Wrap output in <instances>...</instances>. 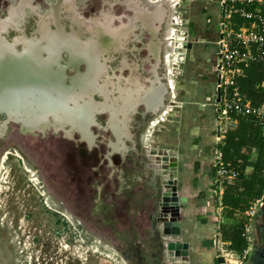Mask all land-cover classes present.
Masks as SVG:
<instances>
[{"label":"rangeland","instance_id":"obj_1","mask_svg":"<svg viewBox=\"0 0 264 264\" xmlns=\"http://www.w3.org/2000/svg\"><path fill=\"white\" fill-rule=\"evenodd\" d=\"M23 1L37 5L44 17L46 10L55 14L51 7L58 3L57 14L62 21L71 13L89 18L105 12L119 19L131 30L127 31L124 52L127 58H131L134 41L152 36L132 18L135 14L130 6L121 4L127 2L151 14L165 8L164 4L155 5V0H0V18H5L7 7ZM178 1L167 24L164 19L160 21V12L156 18L152 14V24L157 28L152 38L161 58L153 56L151 61L161 85L158 83V87L154 80L151 92L163 97L164 107L170 101V89L166 92L165 86L169 70L174 81L171 95L176 94V102L181 100L179 95H192L198 87L207 96L214 97L215 93L213 85L209 91L204 86L214 74L208 59L218 22L214 9L218 11L219 7L212 2L207 5L206 0ZM111 2L120 4L111 6ZM66 3L72 6L71 11ZM205 4L207 8L202 7ZM189 5L196 17L192 25L186 17ZM114 20V24L118 22ZM184 41L193 42L192 48L184 47L179 52L165 48L167 44L182 47ZM217 49L214 46L215 56ZM61 71L64 78L72 74L70 70ZM113 75L125 74L115 70ZM95 93L91 94V103L99 101L100 107L97 104L90 110L84 128L87 138L75 137L72 146L60 132L40 138L32 132L27 134L12 119L0 125V264H136L122 240L136 231L134 213L144 210L154 214V221L149 220L146 228L157 230L148 155L165 148L166 129L178 124L180 111L174 107L166 119L160 120L161 111L146 110L145 119L144 107L130 103L125 95L121 96L124 101L108 104ZM42 130L43 136L51 129Z\"/></svg>","mask_w":264,"mask_h":264},{"label":"flooded vegetation","instance_id":"obj_2","mask_svg":"<svg viewBox=\"0 0 264 264\" xmlns=\"http://www.w3.org/2000/svg\"><path fill=\"white\" fill-rule=\"evenodd\" d=\"M102 3L106 4V2ZM55 4L51 7L55 14L46 10L44 17L37 5L30 1H23L18 6L7 7L3 16L5 18H0V49L4 55V59L1 57L2 66H0V118L3 120L0 125L12 119L18 126L22 125L27 134L32 132L34 137L40 138H49L51 134L60 132V137L65 138L66 144L71 145L75 137L87 138L84 128L89 122L90 110L99 103V101L97 104L91 103V94L95 92L101 101L108 104L119 103L123 99L121 96L125 95L130 103L144 107L142 116L145 115L146 119L147 111H151L153 106L154 98H152L151 89L154 86V80L156 81L151 60L153 56L161 58L154 43L156 39L152 38L157 28L152 24L151 11L148 9L139 11L127 2L121 4L130 6L129 9L135 14L132 18L137 19L140 26L152 36L151 39L143 36L134 41L132 44L135 48L129 51L131 58H127L124 54L127 51V31L131 30L120 24L119 19L105 12L89 18L76 17L71 13L62 21L57 14L56 6L59 4ZM66 4L71 11L70 3ZM119 4L111 2V6ZM191 15V18L190 15H186L190 25L196 19L192 11ZM132 18V22H137ZM113 19L118 22L114 24ZM221 22L220 8L217 29L214 31L215 37L211 41L212 56L210 55L208 59L211 70H214L216 59L214 46L216 48L215 40L220 33ZM6 64L12 66L11 70L8 68L3 70ZM63 69L70 70L72 74L64 78L61 71ZM89 70H95V72L91 74ZM115 70L124 72L125 75L114 76ZM42 73L51 74L56 80L48 84L47 81L42 80ZM65 80H67L66 83ZM156 83L161 85L160 82L156 81ZM57 84L63 89L62 95L59 93ZM159 84L158 87H160ZM45 95L50 98V101L46 100ZM58 104H63L62 107H66L67 113L71 112L73 116L71 114L69 116L72 117L67 120L56 121L57 116H60ZM98 106L100 107L99 104ZM104 109L102 105V110ZM25 119L27 123L24 122ZM67 127H69L68 130ZM42 129L51 130L42 136ZM89 142L90 140L87 141ZM70 155L71 153L68 154L69 161H71ZM131 193L130 190L129 194ZM153 216L146 214L144 210L136 211L133 228L136 229L135 226L140 229L149 227L147 222H150L149 220L153 222ZM147 231L149 228L143 232ZM127 251L128 255L135 258L136 264H152L148 259L151 258V253L146 256L145 252L139 253L133 248ZM263 254L262 248H255L254 257L257 264H261L259 259Z\"/></svg>","mask_w":264,"mask_h":264},{"label":"crops","instance_id":"obj_3","mask_svg":"<svg viewBox=\"0 0 264 264\" xmlns=\"http://www.w3.org/2000/svg\"><path fill=\"white\" fill-rule=\"evenodd\" d=\"M190 1L192 2V0ZM206 2L207 5L210 4L208 2H212L217 5L215 7H219L218 11L214 9L215 15L219 16L220 1L206 0ZM206 4L202 7L207 8ZM189 10L192 11L191 8ZM190 11L186 15L191 14ZM207 83L204 87L209 91L212 85L214 87L215 74H213L212 80L209 79ZM189 91L191 92V89ZM202 92L203 89L198 87L192 95L187 94L183 98L179 95V99H181L179 104L181 105L177 106V110L180 111V120L178 124H172L166 129L169 133L166 134L164 143L165 148L177 152L178 165L173 177L180 212L178 239L187 243V263L220 264L216 260V245L227 242L222 240L219 227L221 224H237L239 218L238 215L225 216L223 206L219 205L217 198L211 192L214 150L218 147L215 131L217 110L213 96H207ZM173 100L177 101L176 94H173ZM161 116V120H164L165 114ZM156 182L157 180H154L153 183L157 188L159 182ZM151 189L154 196L157 191L154 190L155 188ZM138 222H141L139 218ZM120 226L124 227L122 224ZM135 228L136 231L130 232L128 239H122L126 245L124 249L133 248L139 253L145 252L146 256L151 253L149 261L152 264H160L164 257H161L163 255L158 245L160 238L155 232L156 230H149L147 233L143 232L147 228L140 229L136 226ZM260 248L264 250L262 246ZM259 261L264 264V254Z\"/></svg>","mask_w":264,"mask_h":264},{"label":"built area","instance_id":"obj_4","mask_svg":"<svg viewBox=\"0 0 264 264\" xmlns=\"http://www.w3.org/2000/svg\"><path fill=\"white\" fill-rule=\"evenodd\" d=\"M219 1L221 8L224 9V16L220 33L215 40L218 49L213 67L215 74L213 102L217 110L215 131L218 144L222 142L227 130L235 126L236 117L239 115L253 116L264 131V103L260 106L253 105L250 98L241 92L237 83V79L244 74V69L249 63H264V15L261 10L264 0ZM213 167L215 170L211 192L217 198L219 205L223 206L224 186L233 182L237 172L223 163L219 147L214 150ZM258 201L253 202L243 213L245 217L243 236L247 241L246 248L237 253L225 244L217 245L224 260L220 264H244L250 255L252 246L248 241L249 231Z\"/></svg>","mask_w":264,"mask_h":264},{"label":"trees","instance_id":"obj_5","mask_svg":"<svg viewBox=\"0 0 264 264\" xmlns=\"http://www.w3.org/2000/svg\"><path fill=\"white\" fill-rule=\"evenodd\" d=\"M261 10L264 15V2ZM262 82H264L262 62L249 63L244 69V74L237 79L241 92L250 98L255 106L264 103ZM218 147L223 163L237 172L233 182L224 186L222 193L224 213L227 217L238 215L239 218L237 224H221L219 231L222 240L227 242L225 245L240 253L247 246L243 236L245 221L243 213L264 193L263 127L253 116L239 115L236 117L235 126L227 130ZM214 170L213 167V174Z\"/></svg>","mask_w":264,"mask_h":264},{"label":"water","instance_id":"obj_6","mask_svg":"<svg viewBox=\"0 0 264 264\" xmlns=\"http://www.w3.org/2000/svg\"><path fill=\"white\" fill-rule=\"evenodd\" d=\"M178 3V0H155V5L160 7V5L164 4L165 8H162L161 10L159 9L156 14H152L156 18V16L159 17L158 14L160 12V17L162 19L161 20L159 18L160 21H163L164 19L165 24H167V21L171 17V9H173V6L178 5ZM157 6L156 8H158ZM221 16H224L223 8H221ZM192 45L193 42L184 41L182 42V47H174L168 44L165 48L168 52H179L184 47L187 49H191ZM165 86L166 92H168L170 89V101L167 105L172 104L170 110V112H172L173 108L177 107L179 103L173 100V96L171 95L173 89L169 88L167 82H165ZM152 97L154 98V101H152L153 106H151L152 113H157L158 111L163 112L162 110L167 106L165 103L164 107L163 97L161 98L156 95H152ZM216 101H219L218 90L216 94ZM148 159L152 162V164L148 166L152 170L151 177L149 178V185L151 188H155L154 190L157 191L154 194L158 211L156 214L157 230L155 232L158 233L160 238L158 245L163 255L161 257H164L162 258L160 264H188L187 243L182 242L178 239V236L180 235V225L178 221L180 212L179 201L176 195V185L174 183L173 177L176 173L178 165L177 152L170 148H158V150H156V153H151L148 155ZM154 180H157L156 183L159 182V187L157 185L156 188L153 183ZM248 241L252 246L251 253L244 261V264H257L256 260L254 259L255 248H260L261 246L264 248V194L259 199L256 212L252 218ZM215 252L217 255V262L223 263L224 260L220 255V251L218 250L217 245Z\"/></svg>","mask_w":264,"mask_h":264},{"label":"bare ground","instance_id":"obj_7","mask_svg":"<svg viewBox=\"0 0 264 264\" xmlns=\"http://www.w3.org/2000/svg\"><path fill=\"white\" fill-rule=\"evenodd\" d=\"M175 6H173V7H175ZM1 57L4 59V55H3L2 51L0 50V66H2ZM11 67L12 66L10 64L9 65L6 64L4 66V68H3V70H6V68H8L9 70H11ZM27 69H30V68H27ZM89 71H90L91 74L95 72V70H89ZM170 72H171V70H169V72H168V75L169 76H168V79H167V85L169 86V88L173 89V87H174V81L171 78V73ZM42 80L47 81V83L49 84V83H52L54 80H56V78H55V76H53L51 74L42 73ZM41 83H42V81H41ZM57 88L59 90V93L61 94L62 93V90H63L62 87L59 84H57ZM43 93H45V92H43ZM61 95L59 97H61ZM45 98H46V100L50 101V98L48 96L45 95ZM62 105L63 104H60V105L58 104V106H57V108L60 111V116H57L58 120H56V121H60V122H61V120L64 121V120H67V119H69V118H71L73 116V114L71 112H70V114L67 113V111L65 109L66 107H62ZM171 106H172V104H169V105L166 106V108H164L162 110L163 112H161L160 115H159L160 120L162 119L161 118L162 117L161 115L165 114V117H166V115L170 112ZM71 114H72V116H69ZM24 122L27 123L26 122V119L24 120Z\"/></svg>","mask_w":264,"mask_h":264}]
</instances>
